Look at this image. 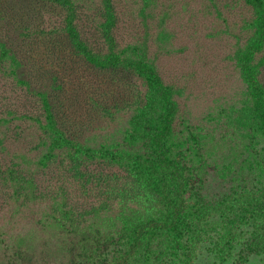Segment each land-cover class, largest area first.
<instances>
[{"label":"rangeland","instance_id":"1","mask_svg":"<svg viewBox=\"0 0 264 264\" xmlns=\"http://www.w3.org/2000/svg\"><path fill=\"white\" fill-rule=\"evenodd\" d=\"M72 1L73 24L93 52H109L105 34L114 19L115 52L149 63L173 88L170 143L195 197L209 206L213 241L222 236V254L204 239L193 264H264L255 255L240 261L250 226L223 223L224 213L237 208L232 198L264 186V138L239 66L253 38L252 9L243 0H110L107 17L103 0ZM65 17L45 0H0V264H66L65 213L103 231L136 223L113 193L126 177L124 164L55 146L40 96L48 98L65 140L132 154L139 152L129 137L133 106L145 103L148 90L133 74L101 71L77 55ZM257 59L264 61V49ZM260 80L264 85V66ZM227 201L224 211H213Z\"/></svg>","mask_w":264,"mask_h":264},{"label":"trees","instance_id":"2","mask_svg":"<svg viewBox=\"0 0 264 264\" xmlns=\"http://www.w3.org/2000/svg\"><path fill=\"white\" fill-rule=\"evenodd\" d=\"M45 1L66 11L65 31L77 55L101 71H122L135 75L143 81L149 93L144 104L133 106L135 115L129 137L138 146L139 152L132 154L94 151L78 141L65 140L48 98L42 94L40 96L46 127L53 132L52 142L55 146L61 143L64 147L66 143L73 153L83 154L89 160L124 164L126 177L117 179L120 184L113 193L121 210L129 209L130 221L136 222L132 226L124 222L116 232L113 228L103 231L92 224L80 225L69 218V215L72 217L70 212L65 213L63 223H68L65 229L62 225V231L69 238L66 264H193L194 249L204 239L214 244L216 251L220 250L222 254V236L213 241L214 230L208 227L209 206L200 197H195L192 177L181 155L174 151L170 143L176 115L173 88L164 84L156 68L149 63L115 52L110 35L114 19L108 21L105 34L111 48L105 54H98L81 40L73 24L76 18L74 2ZM103 1L108 17L111 15L110 0ZM243 1L254 12V30L253 38L240 57L239 66L251 98V117L264 138V85L260 80L264 61L257 59L264 49V0ZM8 54L9 50L6 52L3 45V56L9 58ZM10 57L16 59L14 54ZM13 58L11 61L15 60ZM126 198L128 203L124 205ZM194 198L197 201L192 203ZM231 200L237 204V208L224 213V225L232 224L236 219L251 228L250 239L244 244L240 261L246 262L253 255L264 259V186L255 192L243 190ZM227 205L228 201L216 205L213 211L222 212ZM158 240L162 242L156 243Z\"/></svg>","mask_w":264,"mask_h":264}]
</instances>
